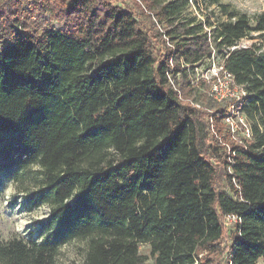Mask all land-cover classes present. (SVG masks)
Returning <instances> with one entry per match:
<instances>
[{"label":"trees","instance_id":"trees-1","mask_svg":"<svg viewBox=\"0 0 264 264\" xmlns=\"http://www.w3.org/2000/svg\"><path fill=\"white\" fill-rule=\"evenodd\" d=\"M132 2L0 0V171L38 165L51 206L37 235L0 241V264H64L73 240L85 264H143L142 245L153 264L213 262L227 214L240 218L231 263L264 264V13ZM215 55L247 93L250 130L219 165L208 152L227 151L236 98L190 78Z\"/></svg>","mask_w":264,"mask_h":264},{"label":"rangeland","instance_id":"rangeland-1","mask_svg":"<svg viewBox=\"0 0 264 264\" xmlns=\"http://www.w3.org/2000/svg\"><path fill=\"white\" fill-rule=\"evenodd\" d=\"M112 1L117 5L132 6L133 4L132 0ZM189 1H191L192 5L189 6L186 11L187 13L201 15L203 12L207 13L210 11V9L206 8L207 3H204V0ZM222 2L247 14L251 19L264 13V0H222ZM214 8L216 7L212 6V9ZM138 18L145 21L147 28L155 29L153 18H146L139 12ZM164 36L159 40L157 45V49L159 50H163L164 45H169ZM163 40H165L166 43L163 42ZM251 42L250 39H243L240 45H248L251 44ZM221 58V56L215 55L210 60L211 62L206 60L204 64L196 66L194 72H190V78L193 83H200L203 80L207 81L206 87L200 86L202 90L200 92L205 93L209 90L214 98L215 93L213 89L216 82L215 72L219 70ZM189 69L191 70L190 67ZM200 92H197L195 97H200ZM228 115L232 117L230 120H228ZM245 122V117H243L240 112L235 111L233 113L232 108H229L226 116V123L228 125H226L224 129V136L218 137L220 139V144L227 148V151L221 150L219 153H215L211 149L208 152L215 164L219 165L221 163V159L229 152V145L232 142H240L241 136L246 137L248 134L250 135L248 125L246 124L244 126ZM211 130L212 132L208 145L214 143L213 139L217 137L213 129ZM225 134L227 135L226 137ZM42 177L43 171L38 165H32L26 169L13 168L0 171V241L7 240L13 236L29 237L28 233L31 230L34 231L35 235L38 234L39 223L47 219L51 211L50 203L40 199L39 187L42 184ZM225 231V238L222 240L220 251L213 257L215 260L213 262H203L204 264H228L229 247L237 235V229L235 225H229L225 227ZM84 249L85 242L82 240H73L69 242L62 248V261L64 264H85L83 258ZM140 251L141 254L146 257L143 264H153V257L150 254L149 245H142ZM260 264H263L262 260Z\"/></svg>","mask_w":264,"mask_h":264},{"label":"built area","instance_id":"built-area-1","mask_svg":"<svg viewBox=\"0 0 264 264\" xmlns=\"http://www.w3.org/2000/svg\"><path fill=\"white\" fill-rule=\"evenodd\" d=\"M0 49L2 46L0 45ZM216 82L214 84L213 92L215 93V98L221 100L224 97H234L235 102L231 104L232 112L238 111V103H242L247 93L245 90L240 89L234 82L233 76L229 71L223 69L222 65H219V70L215 72ZM239 112V111H238ZM230 115H228V120H230ZM240 223V218L235 214H227L223 218V224L225 227L229 225H237ZM195 264H204L202 260V254H199L196 258ZM228 264H232L230 259Z\"/></svg>","mask_w":264,"mask_h":264}]
</instances>
